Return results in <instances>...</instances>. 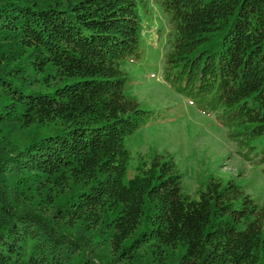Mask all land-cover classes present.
Segmentation results:
<instances>
[{"label":"trees","instance_id":"obj_1","mask_svg":"<svg viewBox=\"0 0 264 264\" xmlns=\"http://www.w3.org/2000/svg\"><path fill=\"white\" fill-rule=\"evenodd\" d=\"M140 2L0 0V264H264V205L233 181L191 198L158 154L123 180ZM158 5L164 80L264 163V0Z\"/></svg>","mask_w":264,"mask_h":264},{"label":"rangeland","instance_id":"obj_2","mask_svg":"<svg viewBox=\"0 0 264 264\" xmlns=\"http://www.w3.org/2000/svg\"><path fill=\"white\" fill-rule=\"evenodd\" d=\"M141 35L138 56L120 61L126 72L125 93L138 101L145 122L124 138L128 164L124 182L135 174L140 158L158 154L172 158L181 175V193L195 198L208 178L231 180L253 203L264 205L261 145L249 149L230 135L220 111L198 104L164 80L168 48V14L158 0L139 4Z\"/></svg>","mask_w":264,"mask_h":264}]
</instances>
